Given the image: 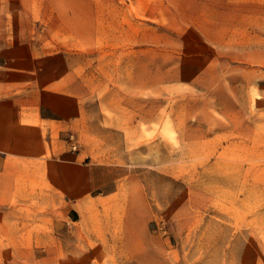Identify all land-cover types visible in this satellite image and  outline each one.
Returning a JSON list of instances; mask_svg holds the SVG:
<instances>
[{
  "label": "rangeland",
  "instance_id": "374dc122",
  "mask_svg": "<svg viewBox=\"0 0 264 264\" xmlns=\"http://www.w3.org/2000/svg\"><path fill=\"white\" fill-rule=\"evenodd\" d=\"M47 64L87 197L1 150ZM0 264H264V0H0Z\"/></svg>",
  "mask_w": 264,
  "mask_h": 264
},
{
  "label": "crops",
  "instance_id": "0c3cea01",
  "mask_svg": "<svg viewBox=\"0 0 264 264\" xmlns=\"http://www.w3.org/2000/svg\"><path fill=\"white\" fill-rule=\"evenodd\" d=\"M45 67L44 70L52 73L49 77H43V74L38 80V84L42 86L41 95L27 96L25 105L22 106L25 109L23 114L30 117L12 120L16 127L6 133L10 136L5 140L6 142L2 141L1 150L13 151L19 157H24L28 166L41 167L40 175L43 179L48 178L55 189L63 190V193L68 191L70 195L79 198L87 197L89 180H84L81 164L60 158L66 153L63 138L75 126L80 127L84 124L85 119L79 105L82 98L69 88L81 77L76 73L75 68L66 64H47ZM18 98L9 97L10 104L20 102L21 99ZM67 103L71 104V110H77L78 117L74 116L75 112H67L65 105L64 107L61 105ZM12 107L17 108L15 104ZM21 127H26V130L17 131ZM37 175L39 173L29 176L28 180L37 181L39 179ZM70 184L74 187H69Z\"/></svg>",
  "mask_w": 264,
  "mask_h": 264
}]
</instances>
